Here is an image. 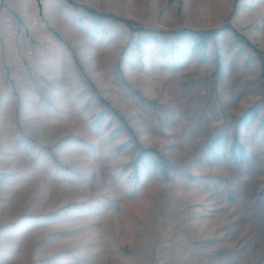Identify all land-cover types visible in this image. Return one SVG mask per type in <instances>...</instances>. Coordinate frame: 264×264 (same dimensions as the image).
I'll return each mask as SVG.
<instances>
[{"label":"rangeland","instance_id":"1","mask_svg":"<svg viewBox=\"0 0 264 264\" xmlns=\"http://www.w3.org/2000/svg\"><path fill=\"white\" fill-rule=\"evenodd\" d=\"M0 264H264V0H0Z\"/></svg>","mask_w":264,"mask_h":264},{"label":"trees","instance_id":"2","mask_svg":"<svg viewBox=\"0 0 264 264\" xmlns=\"http://www.w3.org/2000/svg\"><path fill=\"white\" fill-rule=\"evenodd\" d=\"M88 11L91 13V14H93V15H101L100 13H98V12H96V11H93V10H91V9H88ZM102 16V15H101ZM125 22H126V24L127 25H130L131 26V24H132V21L131 20H124ZM133 26V25H132ZM192 33H194V34H202L201 32H199V31H191ZM210 34L211 33H213L212 31H210L209 32Z\"/></svg>","mask_w":264,"mask_h":264},{"label":"built area","instance_id":"3","mask_svg":"<svg viewBox=\"0 0 264 264\" xmlns=\"http://www.w3.org/2000/svg\"><path fill=\"white\" fill-rule=\"evenodd\" d=\"M6 26L9 28V29H12L13 28V25L12 23L9 21L6 23Z\"/></svg>","mask_w":264,"mask_h":264}]
</instances>
